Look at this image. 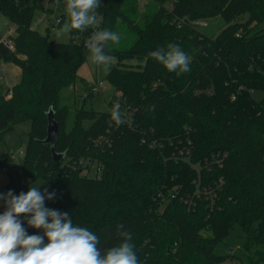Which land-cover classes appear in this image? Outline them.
<instances>
[{"label": "trees", "instance_id": "16d2710c", "mask_svg": "<svg viewBox=\"0 0 264 264\" xmlns=\"http://www.w3.org/2000/svg\"><path fill=\"white\" fill-rule=\"evenodd\" d=\"M40 1L0 0V17L14 29L13 50L0 42V64L19 67L21 75L18 84L0 92V134L30 122L20 165L25 186L47 183L56 193L50 208L68 212L74 226L97 234L101 251L122 242L117 226L124 225L139 264H224L232 258L264 264V254L250 255L254 246H264V95L253 97L264 94V0H149L143 11L138 0H100L101 23L86 32L72 30L64 44L33 28ZM218 16L225 25L213 37L186 23L177 25L182 18ZM104 28L119 35L106 48L116 62L105 79L121 92V104L135 110L133 126L112 131L109 148L95 144L109 127V110L81 107L66 129L69 109L61 104L86 60L82 42ZM170 43L192 57L190 72L177 76L149 55ZM50 110L58 139L44 144ZM150 130L157 138H189L192 162L225 155L220 164L199 172L201 186L218 184L212 210L200 199L187 210L181 199L194 189L197 173L143 145ZM51 148L62 155L59 162ZM83 157L101 162L98 179L81 175L77 162ZM173 190H178L174 200L159 198ZM4 211L0 201V214ZM20 219L28 235H37ZM235 226L243 234L246 260L215 253Z\"/></svg>", "mask_w": 264, "mask_h": 264}, {"label": "clouds", "instance_id": "9594fccd", "mask_svg": "<svg viewBox=\"0 0 264 264\" xmlns=\"http://www.w3.org/2000/svg\"><path fill=\"white\" fill-rule=\"evenodd\" d=\"M99 7L100 0H66L69 20L61 31L86 32L100 24ZM110 41H119V35L108 28L94 30L86 39L89 61L105 70L116 62V57L106 52ZM149 55L177 76L191 71L192 57L177 44L157 48ZM110 112L115 125L133 126V121L121 112L118 102ZM41 184L31 185L26 193L18 195L12 190L0 194L5 207L0 214V264H139L132 233L124 230V225L117 226L122 242L101 251L97 234L88 228L74 226L68 212L45 207V201L53 200L56 193L48 188L41 191ZM20 217L25 218L28 227L41 230L43 234L28 235Z\"/></svg>", "mask_w": 264, "mask_h": 264}, {"label": "rangeland", "instance_id": "374dc122", "mask_svg": "<svg viewBox=\"0 0 264 264\" xmlns=\"http://www.w3.org/2000/svg\"><path fill=\"white\" fill-rule=\"evenodd\" d=\"M149 4V0H138V11H143V8ZM152 3L150 4V6ZM37 8L34 13V22L33 25L36 26V30L41 35H47L50 40H53L57 43H67L70 38V33L62 32V28L65 23L68 22L69 18L66 13V0H44L37 3ZM154 4L152 5V7ZM1 18V17H0ZM4 18V17H3ZM60 18V23L56 24L55 19ZM243 18H247V16H243ZM243 20V19H242ZM206 26L199 27V31L201 34H205L207 36L213 37L218 34L220 29L225 25L221 17L209 19L206 21ZM96 26V25H94ZM5 30L8 28H12L11 26H3ZM93 27V26H92ZM90 27V28H92ZM1 28V29H2ZM74 30V29H73ZM6 35V31L3 29V36ZM76 42H79V35L75 34ZM87 39V38H86ZM83 47L86 49V40L82 42ZM90 55L89 50L87 49L85 53V62L80 66L77 74L78 77L72 87L66 88L62 93L61 104L66 105L69 109L66 129L70 128L73 122V114L74 112L84 107L86 110H93L98 112H106L109 110L107 107V103L109 102L112 92L115 88L110 87L106 81V75L108 74V70H105L102 66H97L91 63L88 59ZM135 60L126 61L125 65L134 64ZM4 67V77L3 80H0V92H3L6 88H9L15 84L19 83L20 80V69L11 63H3ZM100 81L103 82L105 88L96 89L97 83ZM96 90H95V89ZM262 92H254L253 97L255 99H260L263 97ZM83 100H85L83 102ZM30 128V122L25 121L20 123L19 125H15L12 129L8 131H4V133L0 134V159H5L3 162V166L6 164L7 172H4L3 167L0 168V191L7 193L9 190H17L18 194L21 192L26 193L29 190V187L38 186L41 184L40 190L43 191L44 188H48L49 186L43 180H36L32 184L25 186L26 183L23 182L20 176V167L22 158L24 156V150L27 143V134ZM264 141V137H263ZM22 151V154L19 152ZM10 162V163H7ZM50 191V190H49ZM51 201H45V207L50 208ZM51 209V208H50ZM33 229V228H32ZM37 235H42L41 230L34 229ZM224 245H219L215 249L216 254L224 255L226 252L229 254L241 255L243 260H246V255L243 252V234L237 226H235L228 234L226 238H224ZM232 248V249H230ZM230 249V250H229ZM264 254V246H254L250 255L255 259L257 258V254ZM224 264H239L238 260L226 259Z\"/></svg>", "mask_w": 264, "mask_h": 264}, {"label": "built area", "instance_id": "2783aa9c", "mask_svg": "<svg viewBox=\"0 0 264 264\" xmlns=\"http://www.w3.org/2000/svg\"><path fill=\"white\" fill-rule=\"evenodd\" d=\"M60 18L55 19V23H60ZM186 23L193 28H196L199 31V27L206 26V20H188L186 18H182L178 21L177 25L181 26V24ZM34 26V25H33ZM36 27V26H34ZM33 27V28H34ZM35 29V28H34ZM14 35V29L8 28L6 30V35L2 36L0 38V42L5 45L8 49L13 50V45L11 43V37ZM87 49V47H86ZM4 75V67L3 64H0V80H3ZM103 89L105 88L102 81L97 83L96 89ZM241 88V87H240ZM95 89V88H94ZM95 89V90H96ZM12 94V91L8 89L7 97H10ZM122 97L121 92L119 90H115L112 92V96L109 100L111 107L115 103L120 104L121 112L125 114L126 118H132L134 114V109H131L129 106H123L121 104L120 98ZM235 98V95L231 96V99L233 100ZM111 113V112H110ZM132 120V119H131ZM120 126H128L127 124L122 125H115L114 122L111 120L109 123V127L106 130L105 135L98 136L95 144L100 145L104 148H109L112 144L111 140V134L112 131L117 130ZM143 139L142 144L146 145L148 148L158 151H163L161 153L162 160L164 161H172L174 163L181 162L184 164L189 165V167L193 168L196 173V180H195V187L191 191V193H186L182 196V202L186 206L187 210L192 211V209L196 206V200L200 199L207 203V207H209L210 210H212L214 206V199L216 197L215 189L218 187V184H215L214 187L208 186H201V179L199 172L201 168L204 169H210L211 165L213 164H220L221 160L225 157V155H211L209 159H206L204 163L199 162H192L191 161V154H192V148H191V142L190 139L185 137V139H180L178 137L174 138H157L152 130H150ZM22 154V151L19 152ZM77 166L80 168V173L83 176H86L88 178L92 179H98L101 176L103 166L101 162H94L90 157H83L77 162ZM178 193V190H173V193L168 196H164L163 194H159V198L162 200H174L176 197V194Z\"/></svg>", "mask_w": 264, "mask_h": 264}, {"label": "water", "instance_id": "95a60500", "mask_svg": "<svg viewBox=\"0 0 264 264\" xmlns=\"http://www.w3.org/2000/svg\"><path fill=\"white\" fill-rule=\"evenodd\" d=\"M8 21L6 18H3L0 23V27L7 25ZM47 128H46V138L42 141L44 144H51L52 142L58 139V123L54 121L52 110L47 113ZM53 160L59 162L62 158L61 154L54 152L51 148ZM232 249V248H230ZM229 249V250H230Z\"/></svg>", "mask_w": 264, "mask_h": 264}, {"label": "crops", "instance_id": "0c3cea01", "mask_svg": "<svg viewBox=\"0 0 264 264\" xmlns=\"http://www.w3.org/2000/svg\"><path fill=\"white\" fill-rule=\"evenodd\" d=\"M3 19V17L1 16V18H0V23H1V20ZM5 26H8V23H7V25H5ZM3 27V26H2ZM2 27H0V38H2V36H3V29H4V31H6L5 30V27L4 28H2ZM34 27V26H33ZM2 28V29H1ZM34 28H36V27H34ZM85 100H83V102H84ZM7 163H10V162H7ZM6 165H8V164H6L5 163V165L3 166V170H4V172H7V168H5L6 167ZM19 167H20V165H19ZM0 177H3V176H1L0 175Z\"/></svg>", "mask_w": 264, "mask_h": 264}]
</instances>
